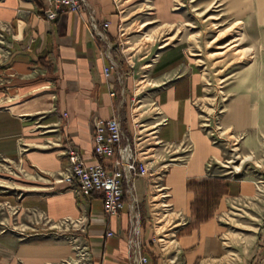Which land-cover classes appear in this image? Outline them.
I'll list each match as a JSON object with an SVG mask.
<instances>
[{
  "label": "crops",
  "instance_id": "0c3cea01",
  "mask_svg": "<svg viewBox=\"0 0 264 264\" xmlns=\"http://www.w3.org/2000/svg\"><path fill=\"white\" fill-rule=\"evenodd\" d=\"M171 1L156 0L157 14L164 21L171 16ZM86 2L88 7L81 15L61 12L55 21H48L44 13L51 8L50 0H0V163L4 159L16 162V169L28 177L18 190L0 193V201H11L30 219L39 214L54 224L78 220L84 211V236L89 245L86 264H133L128 241L135 226L150 264L226 263L236 243L229 235L230 202L257 199V188L253 180L210 172V163L220 165L224 160V149L202 126L206 85L201 66L182 42L166 44L146 75L159 122L151 131L149 122L139 125L142 118L131 107L134 83L130 71L112 52L111 40L118 37L114 0ZM91 12L99 22H110L108 40L96 38L89 24ZM107 44L112 45L110 51ZM5 57L8 61L3 63ZM106 67H113L109 78L104 75ZM256 104L245 96L231 99L222 117L225 128L245 136L258 132L262 111ZM115 117L121 120L144 167L149 157L139 158L137 142L155 140L163 152L155 169L149 164L147 176L125 180L124 209L118 216L106 217L101 195L78 198L59 176L69 166L65 141L76 144L87 164H96L94 125ZM143 125L147 126L141 129ZM186 146L192 147L190 153ZM177 154L186 160L165 164ZM20 158L22 163L17 164ZM207 183L224 188L213 207L201 199L199 186ZM207 211L209 218L198 221ZM165 215L175 216L177 222L175 246L167 258L152 228V222ZM261 220L264 224V215ZM262 227L253 254L233 253L240 256L237 264H264ZM37 228L27 234L24 230L1 231L0 264H71L73 251L62 238L64 234L43 228V223ZM109 232L112 237H107ZM163 237L160 241L167 245ZM255 239L254 235L252 244Z\"/></svg>",
  "mask_w": 264,
  "mask_h": 264
},
{
  "label": "rangeland",
  "instance_id": "374dc122",
  "mask_svg": "<svg viewBox=\"0 0 264 264\" xmlns=\"http://www.w3.org/2000/svg\"><path fill=\"white\" fill-rule=\"evenodd\" d=\"M114 4L117 8L118 37L111 41L113 48H116L115 55L130 71L129 78L134 83L131 107L136 113L135 116L142 118L139 125L149 122L148 124L152 126L151 131L154 130V124L159 122L151 95L152 87L146 77L149 66L166 44L169 43L168 46H170L182 42L195 55L205 79L206 94L201 103L202 126L205 133L224 149V160L220 165L210 163V172L253 180L256 182V188L262 189V182H264V0H172L169 21H164L158 16L156 0H114ZM256 15L260 17V20ZM237 96L252 98L256 105L261 106V126L258 132L249 136L233 134L222 123L226 105ZM139 125H137L138 130ZM146 126H141V129ZM146 134L144 132L142 137ZM154 142L155 140L146 141V138L137 142L139 158L149 157L143 161L146 168L153 163L155 169L156 162L163 152V148L154 145ZM186 151L190 153L192 147H187ZM143 152L148 154L142 156ZM179 154L182 155V153ZM182 156L172 155L170 157L172 160L167 159L165 164L178 163L180 159L182 160L180 162H183L187 157L180 158ZM14 163L16 162L12 165ZM27 182V174L18 171L15 166L0 167V193L16 188L18 190ZM214 191L207 193L203 189L200 190L201 199L206 198L211 207L216 203L213 198L219 199L224 193V188H214ZM256 197L257 199L230 202L227 220L232 232L229 235L236 243L230 249L232 254L228 256L224 264H237L240 256L233 253L240 252L242 257L249 256L253 254L254 246H258L255 242L260 240L262 226H264L262 220L260 223L264 215V192L258 194L257 189ZM174 217L165 215L158 221L152 222L157 243L160 242L159 247L163 249L165 258L172 253L175 246L172 243L175 240L174 225L177 224ZM163 218L165 219L159 222ZM41 223L43 228L64 234L62 238L73 251L71 264L77 263L76 260H79V264L87 263L88 259H83L82 252L80 249L77 250L81 242H87L85 236L80 239L81 229L78 225L49 223L39 214L30 219L28 214L22 213L21 209L11 201L10 203L0 201V232L24 230L27 234L32 232L31 229H38ZM258 224H261L259 231ZM157 229L160 232L164 230V234L158 233ZM165 235L168 236L165 238L163 237ZM254 235L256 239L252 244ZM161 237L169 243L166 245L161 242ZM243 239H245L244 251L240 249ZM168 258L171 260L172 256Z\"/></svg>",
  "mask_w": 264,
  "mask_h": 264
},
{
  "label": "built area",
  "instance_id": "2783aa9c",
  "mask_svg": "<svg viewBox=\"0 0 264 264\" xmlns=\"http://www.w3.org/2000/svg\"><path fill=\"white\" fill-rule=\"evenodd\" d=\"M51 8L44 13L48 21H55L61 12H70L81 15L85 7H88L86 0H50ZM90 28L96 38L108 40V28L110 22H99L94 12H91L89 19ZM2 43V42H0ZM109 51L111 44H107ZM109 57L110 54L108 53ZM8 61V57L3 58V63ZM114 66V63L112 64ZM113 67H106L104 75L109 78ZM116 96V92L111 94ZM68 115L65 114L64 117ZM93 155L97 159L96 164H87L83 159L76 144L67 139L64 146V155L69 161V166L60 174V182L66 183L75 192L78 198L90 197L94 194L101 195L104 201V215L106 217L118 216L124 209V197L126 194L125 180L135 176H147L149 169L144 167L138 160L137 151L134 143L125 135L122 122L119 118L100 119L93 128ZM60 146L62 144H59ZM23 153V149H22ZM107 162H111L108 165ZM22 163V158L18 161ZM12 161L2 160L0 167H13ZM141 164V165H140ZM258 189V194L264 192ZM83 211V210H82ZM84 212V211H83ZM82 212L78 220H64L61 225L75 224L81 229V237H84V227L86 225V215ZM109 232L107 237H112ZM139 232L135 226L128 241L130 259L133 264H149V258L144 255L145 248L140 242ZM79 239V240H80ZM78 251L82 252V258H89V245L81 242Z\"/></svg>",
  "mask_w": 264,
  "mask_h": 264
},
{
  "label": "trees",
  "instance_id": "16d2710c",
  "mask_svg": "<svg viewBox=\"0 0 264 264\" xmlns=\"http://www.w3.org/2000/svg\"><path fill=\"white\" fill-rule=\"evenodd\" d=\"M115 50H116V48H113L112 52L115 53ZM213 186H214V184L210 183V184L200 185L199 187L202 188L203 190H205L207 193H209L210 191L215 192ZM213 199H215L214 201H218V198L214 197ZM208 218H209V214L207 213L206 216L203 219L198 218L199 219L198 221H203V220L208 219Z\"/></svg>",
  "mask_w": 264,
  "mask_h": 264
},
{
  "label": "bare ground",
  "instance_id": "6f19581e",
  "mask_svg": "<svg viewBox=\"0 0 264 264\" xmlns=\"http://www.w3.org/2000/svg\"><path fill=\"white\" fill-rule=\"evenodd\" d=\"M260 188V187H259ZM261 189V188H260ZM263 189V188H262Z\"/></svg>",
  "mask_w": 264,
  "mask_h": 264
}]
</instances>
